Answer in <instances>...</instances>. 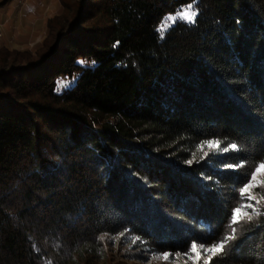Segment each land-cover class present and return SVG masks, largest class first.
Instances as JSON below:
<instances>
[{
    "label": "trees",
    "instance_id": "1",
    "mask_svg": "<svg viewBox=\"0 0 264 264\" xmlns=\"http://www.w3.org/2000/svg\"><path fill=\"white\" fill-rule=\"evenodd\" d=\"M189 4L193 24L160 29ZM34 52L0 46V264L118 235L264 264V189L241 196L264 163V0H58Z\"/></svg>",
    "mask_w": 264,
    "mask_h": 264
},
{
    "label": "rangeland",
    "instance_id": "2",
    "mask_svg": "<svg viewBox=\"0 0 264 264\" xmlns=\"http://www.w3.org/2000/svg\"><path fill=\"white\" fill-rule=\"evenodd\" d=\"M58 4L57 2L53 3H46L44 9L46 10V16L50 17L54 16L55 13H53L54 8H58L56 6ZM195 12L192 4L184 6L180 11L177 13L167 16L166 19L162 22V25L160 27L161 30H164L169 25H172L177 20L184 21L188 24H193L195 21V16L192 17L191 20L185 19L186 16H191V14ZM49 17V18H50ZM47 22V21H46ZM46 36V25L41 31L40 36L35 40L31 39L28 40L25 44H18L17 38L19 37V32L9 33V36L5 39L7 46L9 49H17L20 51H30V54H35L34 50L36 48V44L41 43L43 39ZM2 37V29L0 25V38ZM21 61L22 63L25 61V59L21 58L18 60V62ZM10 62V61H9ZM216 148V144L214 142H208L201 146L199 148L200 154H205L208 151ZM264 164V163H261ZM260 165V164H259ZM257 167V166H256ZM255 167V169H256ZM254 169V171H255ZM253 171V172H254ZM264 180V175L258 174L257 180L253 181L252 183L256 185L255 187L261 186V189H264V185H260V181ZM254 187V188H255ZM254 188L250 190V195L254 194ZM248 193V194H249ZM255 196V195H253ZM262 199H264V196H261ZM259 202V197L256 195V201L255 205ZM249 204V203H248ZM247 204V205H248ZM251 204V203H250ZM245 207L242 208L243 212L245 213L242 215L244 217H247L248 214H251L253 212V209L251 207ZM252 205V204H251ZM199 249V259L196 261V264H200L201 262L205 261L207 262L210 258V250L205 248ZM167 252H158V253H151L144 251L140 248H137L136 245H134V242L130 241L128 242L126 238H123V235L118 236H106L104 237L103 244L100 245V249L96 253H86L85 255H82L74 260V264H194V255L192 252L189 254H177V253H171L168 256V259L165 260L163 257V254Z\"/></svg>",
    "mask_w": 264,
    "mask_h": 264
},
{
    "label": "crops",
    "instance_id": "3",
    "mask_svg": "<svg viewBox=\"0 0 264 264\" xmlns=\"http://www.w3.org/2000/svg\"><path fill=\"white\" fill-rule=\"evenodd\" d=\"M45 2L52 3V0H0V25L2 29L0 46H7L5 39L10 32H19V37H16L19 45L27 43L32 38L36 40L50 17V15L48 17L45 15ZM54 2L58 3V0H53ZM57 9V7L54 8L53 13Z\"/></svg>",
    "mask_w": 264,
    "mask_h": 264
},
{
    "label": "snow or ice",
    "instance_id": "4",
    "mask_svg": "<svg viewBox=\"0 0 264 264\" xmlns=\"http://www.w3.org/2000/svg\"><path fill=\"white\" fill-rule=\"evenodd\" d=\"M195 15H196V13L193 12V13L191 14V16H186L185 19H187V20H191L192 17H194ZM161 37H163V34H161ZM78 63H80V64H84V63H86V62H85V61H79ZM93 63H94V62H93ZM62 86H65V85H62ZM232 147L235 148L236 145L233 144ZM189 163H191V162H189ZM258 174L264 175V164H260V165H258V166L256 167L255 171L252 172V174H251V178H250V181H249V182H248V183H247V184L241 189V196H242V197L245 196L246 194H248V193L250 192V190L253 189V188L256 186V185H254L252 182L257 180V175H258ZM260 185H264V180H261V181H260ZM247 199H248V200H251V199H253V197H252L251 195H247ZM247 207H253V206H252L251 204H248ZM253 213H254V214L256 213V209H255V208H253ZM244 214H245V213L243 212V210H242L241 208H236V209L233 211V214H232V217H231V222H232V224H233V225L236 224V223L239 221L240 217H241L242 215H244ZM247 219H248L249 221H251V220L253 219V215H252V214H248V215H247ZM235 231H236V229L233 227V228H232V232L235 233ZM101 239H103V237H101ZM233 239H235V236H228V237H226V238L224 239V241H223L221 244H219L218 246H214L211 250H212L213 252L221 251V250L225 247V245H226L229 241H231V240H233ZM191 251H192L193 254H195V255H194V264H196V261H198V259H199V249L197 248L196 243H193V244H192V246H191ZM168 256H169L168 253H164V254H163V257H164L165 260L168 259Z\"/></svg>",
    "mask_w": 264,
    "mask_h": 264
},
{
    "label": "built area",
    "instance_id": "5",
    "mask_svg": "<svg viewBox=\"0 0 264 264\" xmlns=\"http://www.w3.org/2000/svg\"><path fill=\"white\" fill-rule=\"evenodd\" d=\"M22 1V0H21Z\"/></svg>",
    "mask_w": 264,
    "mask_h": 264
}]
</instances>
